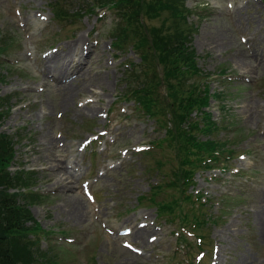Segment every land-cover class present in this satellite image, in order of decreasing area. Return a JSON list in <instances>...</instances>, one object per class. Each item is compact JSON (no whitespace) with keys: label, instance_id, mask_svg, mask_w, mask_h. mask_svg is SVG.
Here are the masks:
<instances>
[{"label":"rangeland","instance_id":"1","mask_svg":"<svg viewBox=\"0 0 264 264\" xmlns=\"http://www.w3.org/2000/svg\"><path fill=\"white\" fill-rule=\"evenodd\" d=\"M83 2L0 0V132L14 142L8 172H27L39 197L25 225L37 257L24 256L32 264H264V0H183L199 71L187 83L210 96L203 111L217 126L197 138L225 142L211 168L193 171L183 198L173 178L178 150L121 98L138 57L112 47L114 11L86 14ZM75 43L88 63L55 83L44 58ZM47 156L72 175L65 189L49 177ZM193 214L202 222L195 228Z\"/></svg>","mask_w":264,"mask_h":264},{"label":"trees","instance_id":"2","mask_svg":"<svg viewBox=\"0 0 264 264\" xmlns=\"http://www.w3.org/2000/svg\"><path fill=\"white\" fill-rule=\"evenodd\" d=\"M81 1H84L82 6L86 14L96 8H110L118 18L112 47L116 51L128 48L139 59V63L130 68L134 85L129 86L121 98L131 99L141 113L154 119L165 130L163 139L178 150L179 167L173 178L183 198L184 187L191 182L193 171L217 161L219 147L225 144L210 137L206 141L197 138L201 134L211 136L217 126L203 111L210 96L195 82L187 83L199 74L190 47L194 29L192 24L187 25V17L192 11L184 7L183 0ZM163 14L167 16L159 26L147 29L144 25L145 19H155ZM62 16L53 10L54 20H60ZM6 101L0 99V107ZM193 112H197L194 118L191 116ZM3 118L4 112L0 111V123ZM13 146L12 138L0 132V264H32L24 256L37 257L36 243L30 244L26 240L25 225L32 222L27 205L39 197L28 191L32 177L27 172H8L14 157ZM161 163L157 161L158 165ZM205 167L211 168L210 165ZM11 189L17 191L9 193ZM182 218L185 223L189 222L187 216ZM192 221L194 228L202 224L196 214H193ZM24 250L28 253L24 254ZM16 255L20 257L15 258Z\"/></svg>","mask_w":264,"mask_h":264},{"label":"bare ground","instance_id":"3","mask_svg":"<svg viewBox=\"0 0 264 264\" xmlns=\"http://www.w3.org/2000/svg\"><path fill=\"white\" fill-rule=\"evenodd\" d=\"M69 50H71L70 53L61 50L60 51L61 53L60 52L59 53H51L50 55H48V56H46L44 58L45 61L43 62V65H42L43 66V70L48 72V74L50 75V77L52 78V80L55 83H59V82H61L63 80L68 79L70 76H72L74 73H76L81 68L82 64L86 61L85 58L87 57L88 52H86L85 50H82L80 53H78L77 48H76V43ZM238 62L242 66H245V67L247 66L245 60H238ZM81 75H82V73H81ZM34 78H36V76H34ZM64 85H65V83H64ZM82 87H83L84 90L87 89L84 85ZM77 89H79V87ZM79 90H81V89H79ZM70 95H72V93H70ZM68 102H69L68 99H65L64 103L67 104ZM88 110L93 112L92 108H89ZM46 160L49 161L48 162L49 167L46 168V170L50 173L49 177L50 178H52V177L55 178L56 179V185L57 186H61L62 185V187L65 189L66 188L65 181L67 179L71 178L72 175L68 174L66 169L63 168V165L54 164L53 161H50L49 156L46 157ZM260 218L263 219V223H264V215H260ZM132 220L133 219H131V222H132ZM126 222H129V220H126ZM136 232L133 233V230H132V233H131V235L135 239L138 240V237L144 239L143 235L140 236V233H141L140 231H139L140 233H137V234H136Z\"/></svg>","mask_w":264,"mask_h":264}]
</instances>
